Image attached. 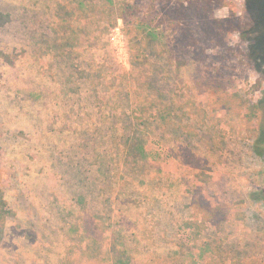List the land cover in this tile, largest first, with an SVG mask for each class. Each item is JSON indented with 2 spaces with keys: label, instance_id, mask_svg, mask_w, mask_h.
Returning a JSON list of instances; mask_svg holds the SVG:
<instances>
[{
  "label": "trees",
  "instance_id": "obj_1",
  "mask_svg": "<svg viewBox=\"0 0 264 264\" xmlns=\"http://www.w3.org/2000/svg\"><path fill=\"white\" fill-rule=\"evenodd\" d=\"M151 3L143 14L133 0H71L50 21L56 39L36 51L35 68L48 61L33 72L56 86L35 87L36 101L28 94L21 110L31 100L38 107L33 118L23 117L31 126L0 128V159L4 151L12 161L0 163V264H226L209 233L221 230L233 209L213 204L193 183L195 167L178 155L187 140L184 115L161 85L172 84L173 69L153 57L166 61L158 52L163 28L200 48L193 49L197 59L239 33L245 63L263 75L264 0H245L244 18L234 12L223 21L211 14L226 0ZM10 21L0 12L1 24ZM120 21L131 69L111 51ZM19 57L0 52L1 62ZM225 84L213 79L211 86ZM263 85L264 78L257 82ZM254 108L263 115L264 144V100ZM173 162L176 172L162 166Z\"/></svg>",
  "mask_w": 264,
  "mask_h": 264
},
{
  "label": "rangeland",
  "instance_id": "obj_2",
  "mask_svg": "<svg viewBox=\"0 0 264 264\" xmlns=\"http://www.w3.org/2000/svg\"><path fill=\"white\" fill-rule=\"evenodd\" d=\"M69 1L0 0V12L9 14L11 19L7 24L0 23V52L20 55L14 64L0 61V128L31 126L33 122L28 123L23 117L29 114L33 118L38 107L34 108L31 100L32 105L21 110L28 94L36 101L35 92H31L35 87L48 92L56 86L34 74L33 69L39 73L48 61L44 58L35 68L34 58L36 51L55 41L50 21L55 14H64L60 4ZM119 1L122 0L114 3ZM133 1L142 5L143 14H148L152 0ZM234 12L244 18L245 0H226L211 17L223 21ZM123 27L120 21L113 28L111 51L120 67L131 69L132 57ZM163 29L158 52L164 54L166 61L155 57L153 61L160 67L168 62L173 69L172 84L163 81L161 85L167 98L174 99L176 109L184 115L181 125L187 140L178 143V155L182 161L190 160L196 170L193 183L213 204H227L233 209L223 228H213L209 238L214 245L221 244L226 264H248L254 259L264 262V144L259 142L263 115L258 109L254 111V106L264 100V85L257 86L264 74L245 63L242 53L246 43L239 33L230 34L221 44L208 46L197 59L195 51L200 48H188ZM176 60L186 61L185 65L177 68ZM213 79L227 82L225 89L214 90ZM228 98L233 102L226 104ZM245 105L247 108L242 109ZM3 154L0 163L8 166L7 162L12 161L4 151ZM162 166L176 172L179 163ZM241 201L243 207L237 209L235 205Z\"/></svg>",
  "mask_w": 264,
  "mask_h": 264
}]
</instances>
